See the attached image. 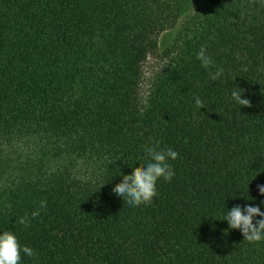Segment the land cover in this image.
I'll return each instance as SVG.
<instances>
[{
	"label": "trees",
	"instance_id": "1",
	"mask_svg": "<svg viewBox=\"0 0 264 264\" xmlns=\"http://www.w3.org/2000/svg\"><path fill=\"white\" fill-rule=\"evenodd\" d=\"M181 20L142 96L144 63ZM201 46L209 69L195 58ZM215 67L223 75L212 81ZM234 86L251 107L230 101ZM157 141L177 152L174 176L128 208L110 191L116 175L143 167ZM257 184L260 0H0V230L34 249L23 264H264V241L220 221L243 206L247 185L264 199Z\"/></svg>",
	"mask_w": 264,
	"mask_h": 264
},
{
	"label": "clouds",
	"instance_id": "2",
	"mask_svg": "<svg viewBox=\"0 0 264 264\" xmlns=\"http://www.w3.org/2000/svg\"><path fill=\"white\" fill-rule=\"evenodd\" d=\"M260 3L264 4V0H260ZM195 58L202 68L209 69L214 65L212 57L204 46L195 53ZM208 75L212 81H216L222 77L223 69L215 67L209 70ZM229 99L239 109L252 106L250 99L245 96L244 89L237 86L230 89ZM193 102L197 108H205L198 96H193ZM143 156V167L133 168L131 174H123L119 171L116 175L119 176V182L113 184L110 189L111 193L128 208L150 204L156 196L157 181H170L174 176L171 161L177 159V152L172 148H161L158 141L150 142L144 148ZM248 185L247 195H242L245 200L243 206L236 204L226 209L220 221L227 224L225 232L237 230L243 237V241L256 243L264 241V211H262L264 199H260L258 203L255 202V198L248 195ZM256 190L258 196L264 198V184H257ZM44 208H46V201H39V208L34 210L31 216L35 217L39 214V210ZM18 223L25 228L28 227L29 217L21 216ZM22 256L32 258L35 256V251L30 246L20 244L15 233L0 230V264H23Z\"/></svg>",
	"mask_w": 264,
	"mask_h": 264
},
{
	"label": "rangeland",
	"instance_id": "3",
	"mask_svg": "<svg viewBox=\"0 0 264 264\" xmlns=\"http://www.w3.org/2000/svg\"><path fill=\"white\" fill-rule=\"evenodd\" d=\"M182 23L183 20H181L173 28L165 30L159 35L158 48L156 54L149 56L146 62L144 63L143 78L140 85V93L142 96L147 93L150 83L152 82L155 75L168 64L169 59L165 55V51L172 44Z\"/></svg>",
	"mask_w": 264,
	"mask_h": 264
}]
</instances>
